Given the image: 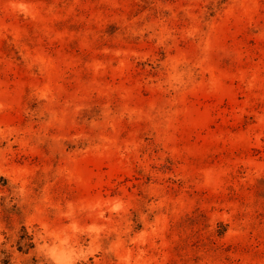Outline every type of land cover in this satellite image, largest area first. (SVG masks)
<instances>
[{"label": "rangeland", "instance_id": "1", "mask_svg": "<svg viewBox=\"0 0 264 264\" xmlns=\"http://www.w3.org/2000/svg\"><path fill=\"white\" fill-rule=\"evenodd\" d=\"M0 264H264V0H0Z\"/></svg>", "mask_w": 264, "mask_h": 264}, {"label": "trees", "instance_id": "2", "mask_svg": "<svg viewBox=\"0 0 264 264\" xmlns=\"http://www.w3.org/2000/svg\"><path fill=\"white\" fill-rule=\"evenodd\" d=\"M25 240L24 241H29V239L30 238H24ZM31 240V239H30ZM31 244L29 243V246H30ZM30 247H32V246H30Z\"/></svg>", "mask_w": 264, "mask_h": 264}]
</instances>
